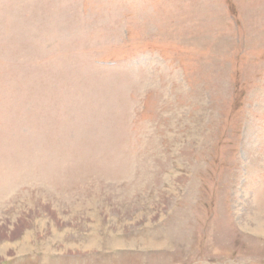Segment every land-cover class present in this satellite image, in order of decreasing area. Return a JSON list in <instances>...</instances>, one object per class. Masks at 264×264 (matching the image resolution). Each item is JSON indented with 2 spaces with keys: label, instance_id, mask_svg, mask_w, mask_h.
<instances>
[{
  "label": "rangeland",
  "instance_id": "374dc122",
  "mask_svg": "<svg viewBox=\"0 0 264 264\" xmlns=\"http://www.w3.org/2000/svg\"><path fill=\"white\" fill-rule=\"evenodd\" d=\"M0 264H264V0H0Z\"/></svg>",
  "mask_w": 264,
  "mask_h": 264
}]
</instances>
